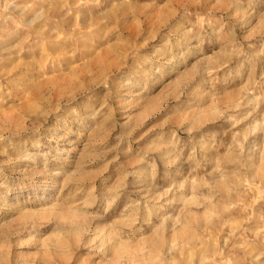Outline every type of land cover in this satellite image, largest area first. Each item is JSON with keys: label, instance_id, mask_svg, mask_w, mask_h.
Listing matches in <instances>:
<instances>
[{"label": "rangeland", "instance_id": "rangeland-1", "mask_svg": "<svg viewBox=\"0 0 264 264\" xmlns=\"http://www.w3.org/2000/svg\"><path fill=\"white\" fill-rule=\"evenodd\" d=\"M0 264H264V0H0Z\"/></svg>", "mask_w": 264, "mask_h": 264}]
</instances>
